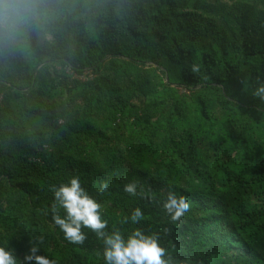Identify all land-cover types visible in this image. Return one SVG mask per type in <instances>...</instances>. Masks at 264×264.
<instances>
[{"label": "trees", "instance_id": "obj_1", "mask_svg": "<svg viewBox=\"0 0 264 264\" xmlns=\"http://www.w3.org/2000/svg\"><path fill=\"white\" fill-rule=\"evenodd\" d=\"M258 82L264 0H57L42 36L0 46V247L23 264L43 236L56 264H105L94 233L72 244L52 221L50 186L78 176L107 231L157 234L171 264H264ZM169 191L190 204L176 224Z\"/></svg>", "mask_w": 264, "mask_h": 264}, {"label": "clouds", "instance_id": "obj_2", "mask_svg": "<svg viewBox=\"0 0 264 264\" xmlns=\"http://www.w3.org/2000/svg\"><path fill=\"white\" fill-rule=\"evenodd\" d=\"M56 7L57 0H0V46L18 47L26 42L29 34L42 36ZM191 71L198 73L200 67L193 64ZM253 96L264 102V82L256 84ZM49 190L54 196L52 221L69 243L83 245L88 238L83 229H88L103 242L105 264H171L172 257L160 245L157 234H145L136 228L125 237L116 228L107 231L108 222L102 217L101 203L82 187L78 176L59 186L52 185ZM108 191L107 182H101L99 193L103 195ZM123 191L142 199L153 198L150 191L135 181L125 184ZM162 207L170 221L176 224L189 211L190 204L186 196L169 191ZM60 210H63V215L59 214ZM142 219L143 212L137 207L121 223L138 224ZM43 240V236L30 239L23 264H56L55 260L38 254ZM17 261L14 250L0 247V264H17Z\"/></svg>", "mask_w": 264, "mask_h": 264}]
</instances>
